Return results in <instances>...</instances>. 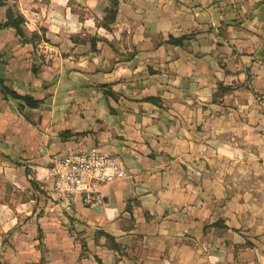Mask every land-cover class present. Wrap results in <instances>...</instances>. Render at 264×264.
Wrapping results in <instances>:
<instances>
[{
  "label": "clouds",
  "instance_id": "obj_1",
  "mask_svg": "<svg viewBox=\"0 0 264 264\" xmlns=\"http://www.w3.org/2000/svg\"><path fill=\"white\" fill-rule=\"evenodd\" d=\"M197 2L71 0L72 7L78 10L76 19H84L80 28L109 37L121 53L125 46H135L141 55L130 62L127 55L106 57L102 52L89 55L86 63L63 65L59 83L50 82L52 95L39 110L0 89V179L15 186L9 202L18 204L15 193L21 186L28 187V169L34 181L51 183L53 177L61 176L60 194L64 190L75 191L76 184L94 177L101 190L89 209L93 218L115 224L118 229H130L116 233L117 242L127 255L114 253L113 264H203L201 256L209 249L214 253L211 264H237L236 246L247 241L249 230L264 241V200H256L251 193H234L224 178L225 173L237 170L236 165L244 170L245 156L249 162L264 158V150L260 157H254L250 151L252 144L264 141L251 137L248 124L233 127L241 117L255 124L258 117L252 91L242 93L248 103L236 100L235 109L227 110L229 117L220 115L213 119L221 109L211 103L215 88L209 73L204 67H197L193 73L195 66L184 67V56L177 52L178 48L193 55L199 51L192 47V29L206 21L211 10H206L207 0L204 7H197ZM68 4L69 0H52L57 25L63 24L64 15L70 11ZM256 4L259 7H254ZM237 7L234 19L244 37L240 47H251L257 52L256 56L240 59L243 74L237 80L247 86L250 77L264 79V0H237ZM37 19L47 23L43 17ZM72 19L68 16L69 23ZM148 67L162 75H148ZM104 73L109 74L107 79ZM189 80L196 83L185 92ZM111 89L116 90L118 103L110 99ZM49 92L42 95L48 96ZM146 96L160 101L166 111L146 109ZM198 125L202 127L200 132L195 131ZM18 138L29 147L31 155L22 158L16 150ZM229 151L232 157L227 156ZM52 162L55 169L48 177L43 176L41 170ZM68 181L73 183L71 189L67 188ZM212 189L217 198L208 200L207 193ZM126 198L130 206L150 208L159 217L145 225L153 249L147 257L134 258L131 250L124 247L139 229V224L130 223L131 217L123 211ZM198 209L208 223L225 218L224 238L232 247L226 248L224 240L216 239L211 231L207 236L196 234L192 241L194 252L181 259L178 252L183 251L191 236L185 235L187 228L179 231L180 225L173 226V222L189 220L200 214ZM3 224L12 229L13 217L5 213ZM133 228L135 232L131 231ZM9 230L0 227V254L11 264H31L35 259L33 245L18 244V233ZM8 244L15 245L16 251ZM59 246L67 247L64 243ZM89 247L91 252L85 253L82 264H97L96 248ZM250 254L256 257L251 264H264V244Z\"/></svg>",
  "mask_w": 264,
  "mask_h": 264
},
{
  "label": "crops",
  "instance_id": "obj_2",
  "mask_svg": "<svg viewBox=\"0 0 264 264\" xmlns=\"http://www.w3.org/2000/svg\"><path fill=\"white\" fill-rule=\"evenodd\" d=\"M51 4L52 0H0V89L6 93L7 91L13 92L19 96H29L40 101V106L34 110H39L52 95L49 92L50 82L59 83L60 69L63 65L83 64L86 63L89 55L98 56L102 52L106 57L118 53L127 55L130 62H135L141 55L135 46H125L121 53L109 37L99 33H90L86 28H80L84 19L82 16L76 19L78 10L72 7L71 0L68 4L70 11L64 15L63 24L57 25L56 18L52 15L55 10L51 8ZM197 7H204V0H198ZM254 7H259V4ZM45 8L48 11H45ZM209 9L211 10L209 18L193 27L191 33L192 47L199 51L193 55L178 48L177 52L180 56H184V67L195 66L193 73L197 67H204L209 73L210 83L215 88V92L210 96L211 103L221 109L213 119H218L220 115L229 117L230 113L227 110L235 109L236 100L248 103V99L242 93L249 89L252 91L253 108L258 117L255 124L241 117L233 127L248 124L251 137L264 141V79L258 80L250 77L247 86H243V83L237 80V77L243 74L240 70L241 57L257 55L251 47H240L244 37L240 34L239 23L234 19L238 12L237 0H207L206 10ZM9 12L14 18L18 15L25 18V25L22 27L24 37L20 36L14 28L4 26L9 21ZM68 16L73 17L70 23ZM38 17H43L47 23H41ZM146 71L150 76L162 75V73L153 71L151 67H148ZM250 72L251 69H249ZM108 75L104 73L106 79ZM85 79L87 80V77ZM194 83L196 81H187L183 91L188 92ZM37 84L39 88L34 87ZM108 91H111L110 99L113 103H118L116 90ZM43 92H49V95L44 96ZM10 93L8 94L11 95ZM149 99L153 98L146 96L143 100L146 109L166 111L160 101L151 102ZM203 111L207 112V108ZM195 131H202V127L196 126ZM16 150L22 158L31 155L29 147L19 138ZM262 150H264V143L252 144L250 147L254 157H260ZM232 155L231 151L227 152L228 157ZM5 159L9 158L5 157ZM148 159L151 160L154 157H148ZM227 163L231 166L232 161L229 160ZM243 165L246 166L244 170H239L242 166L236 165L237 170L232 174L225 173V180L232 185L234 193H239L241 196L251 193L256 200H264V158L249 162L248 157L245 156ZM50 167L43 168L41 174L48 177L51 173ZM27 176L28 187L21 186V190L15 193V198L18 200V204L15 205L9 202L15 186L11 182L5 184L3 179H0V227L9 230L3 224L5 213L13 217V227L9 231L18 233V244L33 245L35 259L31 264H82L86 259L85 253L91 252L89 245L96 248L97 264H113L114 253L127 255L124 248L117 242L116 233L130 229H118L115 224H105L103 220L94 219L92 213L89 212L93 205H85L80 197L76 199L70 211L60 208L53 198V178L51 183L47 180L34 181L31 179V169L27 170ZM216 198L215 189L207 193L208 200ZM104 202H108L107 196L104 197ZM240 202L243 203V200ZM122 207L124 213L131 217L130 223L139 224L137 234L129 237L124 247L131 250L134 258L151 255L153 249L149 246L150 237L148 231L145 230V225L152 224L159 217L150 208L139 204L135 207L130 206L127 198ZM180 209L183 211L182 205ZM198 212H200L199 209ZM165 215H167V210ZM177 224L180 225L179 231L187 228L188 232L185 235L191 236V239L185 241L183 251L178 252L181 259L187 258L194 252L195 244L192 241L196 239V234L207 236L211 231L216 239L224 240L226 248L231 249L232 247L230 241L224 238L227 232L225 218L218 222L208 223L200 212L187 221L173 222V226ZM131 231L135 232V229ZM249 232L251 235L247 241H242V244L236 246L234 258L237 259V264H251L252 261H256L255 255L250 254L251 250L264 244V241H260V237L255 235L253 230ZM254 241H260V243ZM61 243L66 244L67 247H60ZM7 247L13 252L16 251L15 245L8 244ZM218 251L219 249H216V252ZM213 254L211 249L203 253L201 256L203 264H211ZM0 264H11V261L0 254Z\"/></svg>",
  "mask_w": 264,
  "mask_h": 264
},
{
  "label": "built area",
  "instance_id": "obj_3",
  "mask_svg": "<svg viewBox=\"0 0 264 264\" xmlns=\"http://www.w3.org/2000/svg\"><path fill=\"white\" fill-rule=\"evenodd\" d=\"M56 164L54 162L51 163V172L55 169ZM61 176L57 175L53 177L54 185H53V198L54 202L60 208L70 211L75 205L76 199L80 197L85 205L92 206L94 204L93 197L99 194L101 190L100 185H96L94 183L95 178L86 179L84 183H78L75 185V191L64 190L63 194L61 193L60 180ZM77 180L80 177H76ZM73 187L72 181H68L67 188L71 189Z\"/></svg>",
  "mask_w": 264,
  "mask_h": 264
},
{
  "label": "trees",
  "instance_id": "obj_4",
  "mask_svg": "<svg viewBox=\"0 0 264 264\" xmlns=\"http://www.w3.org/2000/svg\"><path fill=\"white\" fill-rule=\"evenodd\" d=\"M106 11H107V9H106ZM8 18H9V21L4 26L14 28L20 36L24 37V32H23L22 27H23V25H25V18L21 15H18L16 18H14L13 14L10 12L8 14ZM104 27H106V26H104ZM7 93H10V92L7 91ZM10 94L15 99H18V100L22 101L23 103H26L32 109L38 108L41 104L40 101H37V100H35L29 96L23 97V96H19V95L15 94L13 92ZM149 100L151 102H156V100H154V99H149ZM215 226L221 227V225H219V224H217V225L215 224Z\"/></svg>",
  "mask_w": 264,
  "mask_h": 264
}]
</instances>
